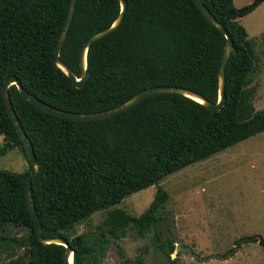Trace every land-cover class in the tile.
<instances>
[{"label":"trees","instance_id":"16d2710c","mask_svg":"<svg viewBox=\"0 0 264 264\" xmlns=\"http://www.w3.org/2000/svg\"><path fill=\"white\" fill-rule=\"evenodd\" d=\"M125 1L121 23L88 45L89 77L78 88L54 61L70 0H0V134L4 138L0 154L18 147L29 165L23 173L0 170V241L19 242L9 232L10 226L26 229L28 264H66V248L37 239L23 181L30 164L1 96L8 77L15 76L41 101L72 112L110 109L156 85L180 86L212 103L218 100V70L226 38L195 1ZM201 1L223 24L236 49L225 64V102L213 117L207 106L181 93L154 92L109 117L70 119L35 106L14 84L7 89L38 163L31 195L41 234L65 238L73 250L72 264H100L107 238H118L130 222L139 235L155 225L167 200L159 185L165 176L264 131V109L239 118L243 89L254 67L253 45L239 18L263 0L240 7L233 0ZM120 10L119 0H76L59 59L77 77L84 42L110 27ZM152 185L154 197L140 216L117 210L107 220L110 227L98 235L70 238L66 233L90 214ZM258 239L264 249V238ZM167 245L163 250L169 257L174 246ZM136 264H143L140 257Z\"/></svg>","mask_w":264,"mask_h":264},{"label":"rangeland","instance_id":"374dc122","mask_svg":"<svg viewBox=\"0 0 264 264\" xmlns=\"http://www.w3.org/2000/svg\"><path fill=\"white\" fill-rule=\"evenodd\" d=\"M253 0H233L236 7ZM254 49V67L240 101L241 120L264 109V3L239 18ZM4 144L0 134V147ZM29 167L23 152L14 147L0 154V170L23 173ZM167 200L157 213L158 222L143 235L131 222L118 238L108 237L100 264H264V131L190 164L160 180ZM152 185L105 210L73 224L70 238L98 235L110 227L113 211L140 216L154 197ZM112 212V213H111ZM19 242L0 241V263L28 264L27 230L10 226ZM255 236L257 240H242ZM172 243L169 257L163 248ZM181 246L188 251L177 250Z\"/></svg>","mask_w":264,"mask_h":264},{"label":"water","instance_id":"95a60500","mask_svg":"<svg viewBox=\"0 0 264 264\" xmlns=\"http://www.w3.org/2000/svg\"><path fill=\"white\" fill-rule=\"evenodd\" d=\"M119 1H120V5H121V10L119 12L118 17L113 22V24L110 27H108V28L96 33V34L91 35L84 42V44L80 50V54H79V66L81 68V74L79 77H77L72 72V70L59 59L60 48H61L62 43L65 39V36L67 34L69 25L71 23V20H72L73 14H74L75 4H76V0H70L69 9H68V12L66 15V19L63 23L61 32H60L58 40H57V44H56L55 49H54V61L66 73V75L72 79V83L75 87H78V88L83 87L85 85L88 77H89V73L86 70V51H87L88 45L91 44L93 41L102 38L103 36L108 34L113 28H115L118 24L121 23V21L124 17L125 10H126V1L125 0H119ZM194 1L196 3L197 7L199 8V10L202 12V14L211 23H213L215 26H217L223 32V34L226 38V43H225V46H224V49L222 52V56L220 59V63H219V70H218L219 89H218V100L216 103H212V102L208 101L202 95L198 94L197 92H195L193 90L187 89V88H183L180 86H174V85H156V86H150V87H147V88L140 90L138 93H136L129 100L123 102L122 104H120L116 107L110 108V109H106V110H102V111H96V112H72V111H67V110H63L60 108L53 107L50 104H47L46 102L41 101L40 99H38L34 95L30 94L21 85L20 81L15 76L8 77L5 80V82L3 83V85L1 86V96H2V101L4 103L6 112H7L8 116H9V118H10L21 142H22V145L24 147L25 153L27 155V158H28V161L30 164L29 172L23 177V181H24L26 204H27L29 213L31 215V218L34 222V225L36 227L37 239L40 243H57V244H61V245L65 246L66 250L64 253V261L66 264H72V261H73V250L71 249L68 241L62 237H43L41 234V224H40V221H39V218L37 215V211H36V208H35V205H34V202L32 199V195H31V179L37 172L38 163L36 162V159H35V154H34L32 143L28 139V137H27V135H26V133H25L14 109H13V106L11 104L7 89L10 85L14 84L17 87L20 94L25 99H27L28 101L33 103L35 106H37V107L41 108L42 110L49 112L51 114H54V115H57L60 117H64V118H70V119L89 120V119H100V118L109 117V116H112L116 113H119L125 109H128L129 107L135 105L144 96L151 94V93H154V92L181 93V94H183L187 97H190V98L198 101L199 103H202L205 106H207L209 108V110L211 111L210 117H213L214 113L216 111H218L223 106V104L225 102V64H226V60H227V57H228L230 51H233L235 53L236 49L233 46L232 39H231L230 35L228 34L227 30L225 29V27L223 26V24L215 18V16L209 11V9L203 4V2L201 0H194ZM191 95L198 97L199 99H201V101L193 98ZM176 249L188 251V249H185L181 246H176Z\"/></svg>","mask_w":264,"mask_h":264},{"label":"crops","instance_id":"0c3cea01","mask_svg":"<svg viewBox=\"0 0 264 264\" xmlns=\"http://www.w3.org/2000/svg\"><path fill=\"white\" fill-rule=\"evenodd\" d=\"M263 3H264V0H263L258 6H260V5L263 4ZM258 6H257V7H258ZM257 7H256V8H257ZM256 8H255V9H256ZM255 9H254V10H255ZM254 10H253V11H254ZM250 13H251V12H250ZM247 15H248V14H247ZM245 16H246V15H245ZM243 17H244V16H243ZM241 18H242V17H241ZM248 39H249V38H248Z\"/></svg>","mask_w":264,"mask_h":264},{"label":"bare ground","instance_id":"6f19581e","mask_svg":"<svg viewBox=\"0 0 264 264\" xmlns=\"http://www.w3.org/2000/svg\"><path fill=\"white\" fill-rule=\"evenodd\" d=\"M193 98H195V99H197V100H199V101H201V99H199L198 97H196V96H193V95H191ZM71 260V259H70Z\"/></svg>","mask_w":264,"mask_h":264}]
</instances>
